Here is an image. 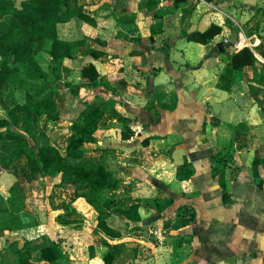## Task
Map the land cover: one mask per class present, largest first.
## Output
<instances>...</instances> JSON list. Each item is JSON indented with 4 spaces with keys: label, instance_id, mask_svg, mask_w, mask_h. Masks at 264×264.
<instances>
[{
    "label": "crops",
    "instance_id": "obj_1",
    "mask_svg": "<svg viewBox=\"0 0 264 264\" xmlns=\"http://www.w3.org/2000/svg\"><path fill=\"white\" fill-rule=\"evenodd\" d=\"M74 1L94 22L73 17L58 25L61 39L84 45L73 58L54 64V76L63 90L87 84L91 80L82 69L92 64L99 78L78 95L57 98L62 115L57 122L67 127L63 148L82 100L99 95L106 113L90 155L119 171L122 187L108 193L113 207L140 204L141 228L131 230L120 216L100 221L84 197L62 187L48 198L36 195L30 179L44 177L27 170L30 177L19 179L25 211L35 213L37 205L40 216H34L33 224L29 219L24 229L0 232V258L16 264L10 244L18 240L22 246L40 237L69 251L70 264H104L110 249L119 264H185L184 246L196 247V241L202 242L210 264H228L223 254L240 257L249 236L245 238L242 225L231 224L237 210L226 205L235 200L234 191L264 190L260 163L254 164L260 158L264 166V0H188L178 8L173 0ZM212 24L222 31L209 44L184 37ZM234 28L238 41L225 48ZM245 47L257 62L234 69L231 58ZM14 116L24 126L48 128L54 122L45 116ZM216 157L238 169L226 172L229 201L213 170ZM8 189L0 191L2 199L9 196ZM253 196L258 202L260 193ZM260 238L254 234L248 241L257 247ZM261 253L257 259H264ZM32 260L45 264L41 251Z\"/></svg>",
    "mask_w": 264,
    "mask_h": 264
},
{
    "label": "trees",
    "instance_id": "obj_2",
    "mask_svg": "<svg viewBox=\"0 0 264 264\" xmlns=\"http://www.w3.org/2000/svg\"><path fill=\"white\" fill-rule=\"evenodd\" d=\"M187 1L173 0V6L178 8ZM153 3L154 0L148 1V4ZM73 17L94 22L93 18L75 5L74 0H0V98L1 89L11 81L19 90L42 81L35 92H26L9 112L0 115V143L14 145L10 157L4 159L2 167H7L19 156L24 157L27 170L32 175H41L53 181L54 187H62L84 197L98 212L100 221L120 216L130 225L131 230L140 229V204H132L126 209L113 207L114 199L108 194L122 187L119 171L90 155L92 145L98 144L97 132L101 129L100 123L106 113L104 101L99 95L91 100H82L77 116L73 119L71 135L65 148L55 144L49 134L38 126L30 124L25 130L17 127L15 113L45 116L54 122L59 121L62 115L58 109L57 98L78 95L83 89L94 86L93 82L99 78L94 65L90 64L82 69L84 77L91 80L87 84L63 90L58 80L50 79L54 75V64L73 58L75 50L84 45L81 40H63L59 36L58 25ZM221 31L220 26L212 24L205 31L196 30L186 33L184 37L206 45ZM102 54V51L95 53L97 56ZM256 62L257 58L252 50L245 47L232 56L231 67L238 69L255 66ZM129 137V133L123 134L124 139ZM41 146L45 158L39 153ZM261 162L263 161L260 158L254 160V164ZM227 165L225 158L216 157L213 169L219 176L225 201L231 199L226 183ZM9 193L3 199L6 205L0 207V232L17 231L31 224L23 218L27 213L25 195L20 183L12 185ZM5 209L8 211L2 213ZM193 220L194 217L191 218ZM9 248L16 254V264H42L32 260L36 251L42 252L45 264L61 260L66 255L58 242L47 237L25 240L22 246L20 241L14 240ZM117 257L112 249L108 250L103 257L104 264H119ZM0 264L14 263L0 258Z\"/></svg>",
    "mask_w": 264,
    "mask_h": 264
},
{
    "label": "rangeland",
    "instance_id": "obj_3",
    "mask_svg": "<svg viewBox=\"0 0 264 264\" xmlns=\"http://www.w3.org/2000/svg\"><path fill=\"white\" fill-rule=\"evenodd\" d=\"M236 29V28H235ZM48 58V57H47ZM21 78V77H19ZM16 78V79H19ZM52 80H57L55 76L52 74L50 77ZM19 82V80H18ZM42 83V81H39ZM40 83L36 82L35 84H29L23 89H17L14 87L13 81H11L6 87L2 89V92H4L5 97L2 100V97L0 98V115L5 114L6 112H9V109H12L13 106L17 103L19 99H22L26 92H35L37 87L40 85ZM60 86L62 87V84L59 82ZM7 95V96H6ZM17 127L21 130H25L26 126L23 124H19L17 122ZM66 125L60 126L58 122H53L52 124L40 128L41 130L47 132L52 139V141L63 147V144L65 143V137L67 134H65V128ZM67 128V127H66ZM55 139V140H54ZM14 149L13 143H0V191H4L8 189L9 184L13 183H19V179L28 178L30 175L27 172V165H26V159L24 157L19 156L18 158H15L12 160L7 167H2L4 159H8L11 155L12 150ZM41 150L40 155L42 158H45V155L43 153L42 146L39 148ZM216 163V160L214 161ZM227 174H233L234 172L238 171L237 166L232 164L229 160L227 161ZM234 165V166H233ZM258 175L260 176L259 179H262L264 177V166L262 163L258 164ZM233 169V170H232ZM9 173H13L17 179L12 180L11 177L8 176ZM25 176V177H24ZM264 179V178H263ZM35 183V187L37 190L35 191V194L44 195L46 198H48L51 195L52 190L55 188L53 186V181H49L46 178L42 179H30ZM258 183V182H257ZM244 183H241V185ZM248 183V186H251L252 184ZM253 186V185H252ZM252 188V187H251ZM8 189V193H9ZM235 193V200H231L227 203L226 208L231 211L233 210L231 207H234L237 210V216H235L233 219L232 225L238 223V227L242 225L243 233L245 234V238L247 235L249 236L247 239H245L244 242V250L240 254V257H233L230 253L227 255L223 254L221 257L222 260H225L228 264H263L262 261H264L263 258L258 257L256 253L263 254L264 252V199L263 201L260 199L264 198V190L259 189H251V190H238L234 191ZM250 192V193H249ZM257 193V196H259V201L256 202L252 200V197L254 193ZM10 194V193H9ZM8 194V195H9ZM2 195H0V207H4L6 205V202L1 198ZM233 201V202H232ZM254 201V202H252ZM31 201L29 202V204ZM229 204V205H228ZM181 209L184 208L182 207ZM179 209L181 212L182 210ZM35 213L32 211H26L27 215H24L23 218L26 220L30 219V222L33 224L36 220L34 216H40L38 212V206L35 205ZM229 214V213H228ZM230 215V214H229ZM234 215V213H232ZM30 217V218H29ZM35 220V221H34ZM191 222H186V226H189ZM240 224V225H239ZM233 225V226H234ZM185 226L183 232L187 231V227ZM234 228V227H233ZM229 231L231 232L232 229L229 228ZM234 232V231H233ZM254 234H260L261 238L258 240L257 247L251 246L248 239L251 238ZM263 234V235H262ZM187 238V237H186ZM188 239H191L188 237ZM193 239V238H192ZM183 242V241H182ZM193 242V240H192ZM187 243V242H186ZM188 245H185L184 248L186 252H183L181 254V258L185 262V264H210L209 261L210 258H208V254L204 252V248L202 247V242L197 243L196 241V247L191 245V243H187ZM229 251H231L229 249ZM185 253V254H184ZM70 252L67 251L66 255L59 260L63 264H70L71 258H70ZM207 254V255H206ZM73 257L76 256L75 253H73ZM207 256V257H206ZM74 259V258H73ZM220 260V259H218ZM262 260V261H260ZM262 262V263H261Z\"/></svg>",
    "mask_w": 264,
    "mask_h": 264
},
{
    "label": "water",
    "instance_id": "obj_4",
    "mask_svg": "<svg viewBox=\"0 0 264 264\" xmlns=\"http://www.w3.org/2000/svg\"><path fill=\"white\" fill-rule=\"evenodd\" d=\"M238 38H239L238 30L234 28L232 30V36H231V38L224 44V47L225 48H229V47L233 46L234 44L237 43Z\"/></svg>",
    "mask_w": 264,
    "mask_h": 264
}]
</instances>
